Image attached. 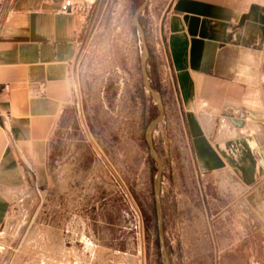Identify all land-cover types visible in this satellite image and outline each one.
Wrapping results in <instances>:
<instances>
[{
  "label": "rangeland",
  "instance_id": "obj_1",
  "mask_svg": "<svg viewBox=\"0 0 264 264\" xmlns=\"http://www.w3.org/2000/svg\"><path fill=\"white\" fill-rule=\"evenodd\" d=\"M13 0H0V24ZM173 0H98L84 7L71 96L53 133L46 175L23 188L0 231V264H164L154 184L163 164L164 242L171 264H264V183L242 191L199 171L165 55ZM231 180V181H230Z\"/></svg>",
  "mask_w": 264,
  "mask_h": 264
},
{
  "label": "crops",
  "instance_id": "obj_2",
  "mask_svg": "<svg viewBox=\"0 0 264 264\" xmlns=\"http://www.w3.org/2000/svg\"><path fill=\"white\" fill-rule=\"evenodd\" d=\"M97 1L72 0L64 12L65 0H13L0 24V231L23 188L46 175L83 9ZM164 49L199 171L226 174L243 192L259 189L264 0H173Z\"/></svg>",
  "mask_w": 264,
  "mask_h": 264
},
{
  "label": "water",
  "instance_id": "obj_3",
  "mask_svg": "<svg viewBox=\"0 0 264 264\" xmlns=\"http://www.w3.org/2000/svg\"><path fill=\"white\" fill-rule=\"evenodd\" d=\"M148 0H145V2L137 9L134 17V24L138 28L139 32L141 33L142 39L144 41L143 37V30L140 24L138 23V17L139 15L144 11L146 5H147ZM148 58H149V52L148 49L144 43V53H143V58L141 61V70H142V75H143V81L146 89L148 92L153 96L155 101L158 104L159 107V115L158 117L149 125L146 131L145 139L147 146L149 148V151L155 160V162L158 165V171H157V178L154 184V203H155V211H156V217H157V230H158V236H159V244H160V250H161V255L163 257V263L164 264H171L168 256V252L165 248V242H164V215H163V208H162V203H161V178H162V172H163V164L161 161V158L159 157L157 151L154 149L152 143H151V136L153 131L156 129L157 125L161 122L163 119L164 115V104L162 100V96L151 86L149 83V77H148V70H147V65H148ZM248 115L256 119L257 121L263 122L262 118L258 117L255 113L253 112H248ZM245 116V115H244ZM242 116V117H244ZM233 120V119H232ZM238 121L242 122V118H240ZM235 123V120L234 122Z\"/></svg>",
  "mask_w": 264,
  "mask_h": 264
},
{
  "label": "built area",
  "instance_id": "obj_4",
  "mask_svg": "<svg viewBox=\"0 0 264 264\" xmlns=\"http://www.w3.org/2000/svg\"><path fill=\"white\" fill-rule=\"evenodd\" d=\"M73 3L72 0H65L62 11L66 12L69 8H72Z\"/></svg>",
  "mask_w": 264,
  "mask_h": 264
}]
</instances>
